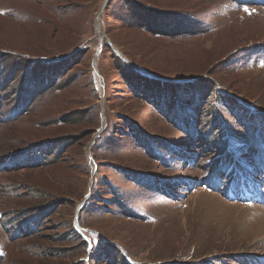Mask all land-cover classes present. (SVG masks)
Returning <instances> with one entry per match:
<instances>
[{
    "label": "rangeland",
    "instance_id": "obj_1",
    "mask_svg": "<svg viewBox=\"0 0 264 264\" xmlns=\"http://www.w3.org/2000/svg\"><path fill=\"white\" fill-rule=\"evenodd\" d=\"M0 264H264V0H0Z\"/></svg>",
    "mask_w": 264,
    "mask_h": 264
},
{
    "label": "trees",
    "instance_id": "obj_2",
    "mask_svg": "<svg viewBox=\"0 0 264 264\" xmlns=\"http://www.w3.org/2000/svg\"><path fill=\"white\" fill-rule=\"evenodd\" d=\"M132 3H133V2H132ZM132 3H131V5H132ZM135 3H136V2H135ZM136 4H137V3H136ZM132 6H133V5H132ZM143 88H145L144 85H143ZM197 107H198V106H197Z\"/></svg>",
    "mask_w": 264,
    "mask_h": 264
},
{
    "label": "snow or ice",
    "instance_id": "obj_3",
    "mask_svg": "<svg viewBox=\"0 0 264 264\" xmlns=\"http://www.w3.org/2000/svg\"><path fill=\"white\" fill-rule=\"evenodd\" d=\"M247 11V9H245Z\"/></svg>",
    "mask_w": 264,
    "mask_h": 264
}]
</instances>
